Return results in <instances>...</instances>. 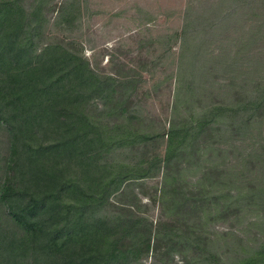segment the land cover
<instances>
[{"label":"rangeland","instance_id":"obj_1","mask_svg":"<svg viewBox=\"0 0 264 264\" xmlns=\"http://www.w3.org/2000/svg\"><path fill=\"white\" fill-rule=\"evenodd\" d=\"M21 5L27 13L42 6L37 53L72 42L99 78L117 80L114 88L126 77L135 82L134 91L125 87L123 94L132 101L129 108L118 115L106 110L99 118L111 127L109 162L154 161L142 185L125 187L118 201L131 200L129 192L138 197L140 213L157 225L158 250L152 241L149 254L127 264H264V0H22ZM62 8H77L72 25ZM189 65L185 85L192 92L186 87L177 98V75ZM119 94L117 89L114 98ZM252 99V111H237ZM96 106L101 110V102ZM215 107L221 110L213 113ZM203 118L204 126L190 133L194 143L176 152L165 177L158 160L169 140L175 145ZM174 187L184 193L185 208L179 211L169 193L163 197V190ZM0 228L10 234L3 220Z\"/></svg>","mask_w":264,"mask_h":264},{"label":"trees","instance_id":"obj_2","mask_svg":"<svg viewBox=\"0 0 264 264\" xmlns=\"http://www.w3.org/2000/svg\"><path fill=\"white\" fill-rule=\"evenodd\" d=\"M21 1L0 0V220L15 229L5 234L0 228V264H127L149 254L152 241L156 252L157 225L140 213L138 197L129 192L131 200L118 201L125 187L142 185L154 161L109 162L111 127L99 120L106 110L118 115L129 108L123 94L125 87L134 91L135 82L126 77L114 88L117 80L99 78L72 42L37 53L42 6L27 13ZM76 9L62 8L67 25ZM191 69L177 75V98ZM252 104L255 99L237 111H252ZM204 120L193 121L175 145L169 140L158 160L165 177ZM168 193L175 211L185 208L183 192L174 187L163 197Z\"/></svg>","mask_w":264,"mask_h":264}]
</instances>
